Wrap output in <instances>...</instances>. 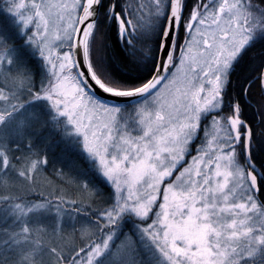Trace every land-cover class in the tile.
Masks as SVG:
<instances>
[{
  "label": "snow or ice",
  "instance_id": "obj_1",
  "mask_svg": "<svg viewBox=\"0 0 264 264\" xmlns=\"http://www.w3.org/2000/svg\"><path fill=\"white\" fill-rule=\"evenodd\" d=\"M0 264H264V0H0Z\"/></svg>",
  "mask_w": 264,
  "mask_h": 264
},
{
  "label": "trees",
  "instance_id": "obj_2",
  "mask_svg": "<svg viewBox=\"0 0 264 264\" xmlns=\"http://www.w3.org/2000/svg\"><path fill=\"white\" fill-rule=\"evenodd\" d=\"M59 152H60V149L59 148H57L56 150H55V154H59Z\"/></svg>",
  "mask_w": 264,
  "mask_h": 264
}]
</instances>
